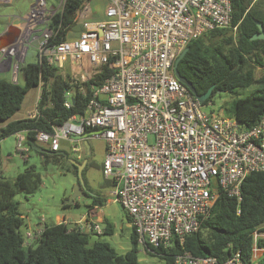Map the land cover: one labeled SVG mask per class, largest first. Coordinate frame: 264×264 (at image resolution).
Masks as SVG:
<instances>
[{
	"label": "built area",
	"instance_id": "2783aa9c",
	"mask_svg": "<svg viewBox=\"0 0 264 264\" xmlns=\"http://www.w3.org/2000/svg\"><path fill=\"white\" fill-rule=\"evenodd\" d=\"M101 18L91 16L89 1L76 10L83 25L76 37L48 44L50 15L42 18L44 0L30 6L15 40L0 49L17 58L40 31L38 51L59 71L81 70L71 79L85 81L104 68L109 74L91 95L83 114L72 115L53 131H38L36 140L57 151L61 140L80 158V135L104 142V178L114 181L112 194L125 209L139 250H163L198 230L222 190L240 200V184L251 172L264 171V116L244 127L200 102L174 73V62L186 45L215 28H232L233 0H104ZM47 20V22H46ZM87 73V77H85ZM64 75V74H63ZM15 76V75H14ZM83 94H84V90ZM72 91L65 92L70 107ZM37 113L36 104L28 116ZM16 150L28 151L18 131ZM72 221L81 231L101 233L99 218ZM60 222L70 223L67 219ZM70 226V228L73 227ZM43 229L24 232L30 244ZM169 264H242L235 252L221 261L180 250Z\"/></svg>",
	"mask_w": 264,
	"mask_h": 264
},
{
	"label": "trees",
	"instance_id": "16d2710c",
	"mask_svg": "<svg viewBox=\"0 0 264 264\" xmlns=\"http://www.w3.org/2000/svg\"><path fill=\"white\" fill-rule=\"evenodd\" d=\"M87 1L64 0L62 9L50 15L48 26L53 33L49 45L66 38L75 23L76 10ZM232 8L235 31L232 28H215L190 41L177 64V70L191 82L196 94H202L214 85L212 94L204 103L210 101L216 90L231 93L233 98L228 116L236 118L244 127H251L264 116V39H249L257 31L255 21H260L264 29V0H233ZM214 37L221 40H212ZM255 67L263 69L257 79L254 78ZM20 69L22 81L14 82L0 77V140L24 131L28 151L33 150L34 146H42L36 140L38 131L51 133L54 126L62 124L70 116L83 114L91 95V85L101 84L109 74L104 68L85 81L71 79L68 74H61L56 66L49 64L39 51L35 60L25 62ZM253 83L256 85L253 90L238 96L237 88ZM37 86H40L37 113L32 117L14 118L26 93ZM68 90L72 91L71 105L65 107L63 102ZM42 148L44 152L34 150L41 155L43 164L56 162L62 156L59 149L47 152L46 147ZM90 154H85L83 158L87 161L82 169V177L84 195L92 197L87 205L91 211L106 199L97 191L90 190L85 176L87 167L100 169L101 173L103 169L102 161L88 159ZM83 159L74 157L73 160L79 164ZM71 165L77 176V166ZM40 182V173L34 165L26 166L12 181L0 171V264H142L131 225L130 247L124 253H118L106 241L95 240L89 244L91 234L96 232L81 231L69 219L70 223H43L37 238L25 244L24 232L20 231L24 219L13 197L18 192H34ZM110 185L113 186L114 181L103 177L100 186L104 188ZM126 218L129 223L127 214ZM255 232L264 233V171L246 175L240 184V200L219 190L208 217L200 222L197 231L185 237L182 249L175 244L163 250L161 255L156 249L148 254L159 256L165 260V264H169L172 256L180 250L195 256H215L221 261L239 252L242 264H251L254 244L264 247V237H255ZM101 233L112 235V225L104 220Z\"/></svg>",
	"mask_w": 264,
	"mask_h": 264
},
{
	"label": "rangeland",
	"instance_id": "374dc122",
	"mask_svg": "<svg viewBox=\"0 0 264 264\" xmlns=\"http://www.w3.org/2000/svg\"><path fill=\"white\" fill-rule=\"evenodd\" d=\"M27 0H0V25L12 24L13 22L18 25H23V19L25 14L29 10V6L26 3ZM91 16L88 20H96L102 17L104 10V0H88ZM64 0H44L45 11L42 14L43 19H47L48 16L55 11L61 10ZM9 3V4H8ZM16 16H21L19 20ZM75 18V15H74ZM47 22V20H46ZM82 23L75 19V23L71 26L66 37H76L82 30ZM40 31H35L32 35L34 38L30 41L28 49L25 50L17 58H8L2 56L0 53V67L9 66L12 70L10 80L16 82V79L22 77V71L20 69L27 61H33L37 58L38 43L40 40ZM208 35V34H207ZM212 40H221L220 37L211 38ZM4 43H0V49L4 47ZM31 52L28 55V52ZM3 60V61H2ZM81 70L76 69L75 71L63 70L61 74L71 75L72 73L78 75ZM263 72L262 68H254V78L261 76ZM81 74H79L80 76ZM87 77V73H85ZM256 85L253 83L244 88H237L236 93L238 96H244ZM40 93V86L34 87L33 90L27 94L30 96L29 102H33L36 93ZM34 93V95H32ZM232 94L226 91L217 90L210 97L211 104L205 105V110L213 109L215 112L223 116L229 115V110L232 102ZM16 137L14 134L8 135L7 137L0 140V171L2 175L12 181L16 174L22 171L28 165H34L36 170L40 173L41 182L38 188L29 194L18 192L14 195L13 199L18 202V210L22 214L24 224L20 227V231L25 232L26 230H34L35 226L39 221H43L46 225L56 223L57 217H65L69 220L78 219L87 209V205L91 202L92 197L84 195L82 198H76L73 202H67L71 196L75 184L77 182V176L71 169V159H74V154L70 151V148L66 142L60 143L61 157L58 161H48L45 164L42 163L41 155L38 154L34 149L29 150L25 155H21L15 147ZM91 147V154L88 159H94L97 162H101L103 159L104 142L101 139H91L89 141ZM41 147H44L42 145ZM71 147V145H70ZM86 154V150L81 146L80 158L83 159ZM87 169H90L87 167ZM86 169V170H87ZM88 172H85V176ZM87 177V176H86ZM103 175L94 168L90 169V190L97 191L99 195L106 200L101 206L94 207L90 212V219L93 220L94 216H100L99 225L103 230L104 220L110 223L113 227V234L105 233H92L89 239V244L95 240H101L108 242L118 253H124L130 247V232L131 227L126 218V211L122 205L115 200V196L111 193L113 186H107L102 188L100 186V180ZM102 232V231H101ZM256 236L264 237V233L255 232ZM257 253H261L263 247H257L255 245ZM138 258L142 264H165V260L159 256L144 253L142 250L138 251ZM258 264V263H257Z\"/></svg>",
	"mask_w": 264,
	"mask_h": 264
},
{
	"label": "crops",
	"instance_id": "0c3cea01",
	"mask_svg": "<svg viewBox=\"0 0 264 264\" xmlns=\"http://www.w3.org/2000/svg\"><path fill=\"white\" fill-rule=\"evenodd\" d=\"M9 2H10V0H8ZM35 0H27L26 1V3H27V6H30L33 2H34ZM9 4V3H8ZM27 14V13H26ZM25 14V15H26ZM17 17V19L19 20L20 18H22L21 16L19 17V16H16ZM18 23L19 22H17V23H15V22H13L12 24H6V25H0V43H4L5 45L4 46H6V45H9V44H11L14 40H15V38L17 37V35H18V33H19V31H18V33H17V31H16V29H15V27L16 28H18L19 30H20V26L21 25H18ZM11 26H14V29H12V27ZM9 27H11V29H9ZM29 54L28 55H30L31 54V52L29 51L28 52ZM3 61V60H2ZM11 73H12V75L14 76V74H13V72H12V70L9 68V66H4V67H0V77H5V78H7V79H12L11 78ZM17 80H20V81H22L23 80V75H22V77H20V78H18V79H16V81ZM34 88V87H33ZM33 88H31V90H33ZM30 92V90L26 93V95H25V97H24V99H23V102H22V104H21V107H20V109L14 114V118H19V117H26V116H28L29 115V113L30 112H32L33 111V109L35 108V104H36V102H37V100L38 99H35L32 103L31 102H29V98H30V96L29 97H27V94ZM32 95H34V93H32ZM37 95H39V92H38V90H37V93H36V96H35V98H37ZM87 138V137H86ZM91 139L90 138H87L86 139V141H87V144H88V146H89V148H88V150H87V148L84 146V143H83V140H81V142H80V144H81V146H83L84 148H85V150H86V153H87V151H89L90 153H91V147H90V144H89V141H90ZM66 142L67 144H68V146H69V148H70V143H69V141H67V140H61V142ZM60 142V143H61ZM60 149V148H59ZM103 152H104V149H103ZM90 169L92 168L93 169V167H89ZM90 169H87L86 170V173L88 172V175H86L87 177V180H88V184H89V186H90ZM95 170H97V171H99L100 172V169H96V168H94ZM101 181V180H100ZM89 211H90V209H86V211L78 218V219H75V220H70V221H81L82 219H84L87 215H88V213H89ZM89 216H90V214H89ZM100 216H97V217H95V218H99ZM58 219H57V221L56 222H60V219H65V217H57ZM40 221H39V223L35 226V228H37L39 225H40ZM34 228V229H35ZM260 236V235H259ZM262 237V236H261ZM258 247V246H257ZM261 249V253L259 252V253H257V252H255L256 251V247H255V244H254V247H253V255H252V262H251V264H264V247L263 248H260ZM141 250V249H140ZM140 260V259H139Z\"/></svg>",
	"mask_w": 264,
	"mask_h": 264
},
{
	"label": "water",
	"instance_id": "95a60500",
	"mask_svg": "<svg viewBox=\"0 0 264 264\" xmlns=\"http://www.w3.org/2000/svg\"><path fill=\"white\" fill-rule=\"evenodd\" d=\"M256 23V26H257V31H255L250 37L249 39L253 40V39H264V29H263V26H262V23L260 21H255ZM12 29H14V26H11ZM11 27H9V29H11ZM16 31L18 33L19 29L16 28ZM187 48L185 47L181 53L177 56V58L175 59V62H174V73H175V76L177 77V79L182 82L183 84H185L188 89L196 96V98L200 101V102H204V100H206L211 94H212V90H213V86L214 85H211L210 87H208V89L202 93V94H196V91L194 89V87L192 86L191 82L189 80H187L186 78H184L183 76H181L177 70V64L179 62V60L183 57V55L185 54ZM217 91V90H216ZM97 130H88V131H85L83 132L82 134L80 135H75L73 134L72 135V138L75 139V140H83V143H84V146L87 148H89L88 144H87V141H86V137L91 134V133H94L96 132ZM34 149L38 150V151H42L44 152L45 150L42 148V147H39V146H34ZM47 152H53L51 150H47ZM86 154H89V151H87ZM71 163L75 164L77 166V178H78V181L76 182L75 184V187L73 189V192L71 194V196L68 198V200L66 202H73L74 199L76 198H82L84 196V191H83V188H84V180H83V177H82V169L86 163V159H83L81 163H77L75 160L71 159L70 160Z\"/></svg>",
	"mask_w": 264,
	"mask_h": 264
}]
</instances>
